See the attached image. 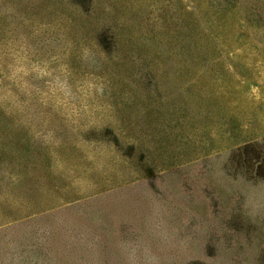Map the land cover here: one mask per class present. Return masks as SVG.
Masks as SVG:
<instances>
[{
	"label": "rangeland",
	"instance_id": "obj_1",
	"mask_svg": "<svg viewBox=\"0 0 264 264\" xmlns=\"http://www.w3.org/2000/svg\"><path fill=\"white\" fill-rule=\"evenodd\" d=\"M0 264H264V0H0Z\"/></svg>",
	"mask_w": 264,
	"mask_h": 264
}]
</instances>
